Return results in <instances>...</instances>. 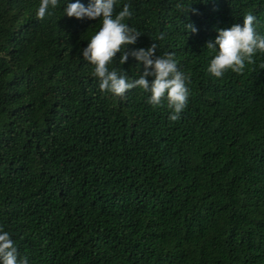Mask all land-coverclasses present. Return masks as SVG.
Here are the masks:
<instances>
[{"label":"trees","instance_id":"16d2710c","mask_svg":"<svg viewBox=\"0 0 264 264\" xmlns=\"http://www.w3.org/2000/svg\"><path fill=\"white\" fill-rule=\"evenodd\" d=\"M67 2L38 19L40 0H0V229L18 259L264 264V52L206 71L217 29L252 15L264 36V0H114L140 35L107 67L134 80L133 49L170 56L187 89L175 120L138 86L100 90L80 52L101 19Z\"/></svg>","mask_w":264,"mask_h":264},{"label":"clouds","instance_id":"9594fccd","mask_svg":"<svg viewBox=\"0 0 264 264\" xmlns=\"http://www.w3.org/2000/svg\"><path fill=\"white\" fill-rule=\"evenodd\" d=\"M57 0H40L36 9V17L42 19L46 11L56 7ZM114 0H88L87 5L80 0H68L63 8L67 17L76 19L96 20L101 19V26L81 49L80 55L91 63L93 75L98 79L100 90H107L114 95H122L126 90L140 87L150 95L148 102L159 104L161 98L166 99L171 113L170 120L178 118L185 106L187 89L185 77L177 70L176 63L170 56H155V46L133 49L131 55L135 61L142 63L143 71L134 80H126L125 76L118 75L116 70H109L107 65L121 50V45L135 44L139 33L130 29L121 21L131 15L128 6L113 17ZM195 12V9H192ZM254 17L245 15L242 23H234L225 29H217L214 39L206 43L208 49H214L215 55L208 62L206 71L220 77L226 69L239 72L243 68L245 59L250 60L254 52H264V36L254 32ZM188 32L195 33L196 28L186 24ZM126 50L120 56L121 63L128 59ZM146 77H151L150 80ZM0 264H28L24 257L18 259L17 251L7 231L0 229Z\"/></svg>","mask_w":264,"mask_h":264}]
</instances>
